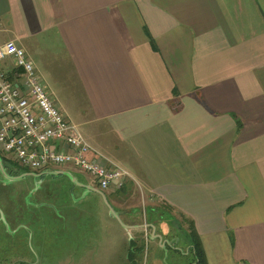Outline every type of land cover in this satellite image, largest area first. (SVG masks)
Instances as JSON below:
<instances>
[{
    "label": "crops",
    "instance_id": "1",
    "mask_svg": "<svg viewBox=\"0 0 264 264\" xmlns=\"http://www.w3.org/2000/svg\"><path fill=\"white\" fill-rule=\"evenodd\" d=\"M7 41L162 239L168 210L207 264H264V0H0Z\"/></svg>",
    "mask_w": 264,
    "mask_h": 264
},
{
    "label": "rangeland",
    "instance_id": "2",
    "mask_svg": "<svg viewBox=\"0 0 264 264\" xmlns=\"http://www.w3.org/2000/svg\"><path fill=\"white\" fill-rule=\"evenodd\" d=\"M9 64L13 66V62ZM1 154L6 159H15L12 154ZM58 168L69 171L71 177L48 176L45 188L37 184L41 182L39 177L24 173L25 176L12 179L7 174L0 175V264H131L127 259L130 239L145 243L139 264L191 262L187 251L189 240L182 229L187 220L180 215H177L178 228L165 210L163 222L173 231L164 234L166 244L162 247L157 238H151L149 229L136 228L141 230L135 233L124 229L109 215L102 198L88 189H81L78 182L90 187L96 184L89 174L74 168ZM36 187L38 189L33 191ZM108 197L114 200L112 207L122 212L124 224L147 223V203L140 194L133 199L126 194H120L118 199ZM26 200L34 203L25 204ZM62 204H67L66 208L60 207ZM131 205L136 208L133 221ZM7 208L10 209L8 213ZM12 214H23L20 215L23 221L13 219ZM182 248L185 250L181 251Z\"/></svg>",
    "mask_w": 264,
    "mask_h": 264
},
{
    "label": "built area",
    "instance_id": "3",
    "mask_svg": "<svg viewBox=\"0 0 264 264\" xmlns=\"http://www.w3.org/2000/svg\"><path fill=\"white\" fill-rule=\"evenodd\" d=\"M21 69L0 71V151L34 171L71 167L89 174L101 190L121 189L131 173L93 147L65 118L13 41L0 45V61ZM8 154V155H9ZM147 231V227L143 228Z\"/></svg>",
    "mask_w": 264,
    "mask_h": 264
},
{
    "label": "trees",
    "instance_id": "4",
    "mask_svg": "<svg viewBox=\"0 0 264 264\" xmlns=\"http://www.w3.org/2000/svg\"><path fill=\"white\" fill-rule=\"evenodd\" d=\"M20 71H21V69H19L18 67H15L12 70V72L10 73V75H12L15 72H20ZM1 158L3 161L4 160L8 161V162L12 161L10 159H6L4 156H1ZM124 186L121 189L106 193L105 194L106 198L110 201L112 199H110L108 196H114L113 198H115V196H118L120 194L124 195L123 194V193H125V190H124L125 187ZM113 208L115 210H117L115 207H113ZM187 222H188V224L186 226V230H187V234H188V238H189V245L187 246V248H188L187 251L192 257L191 262L189 264H207L206 260H205V254H204L203 247H202L201 242L197 236V233L195 232L193 223H192V221H189V220ZM144 247H145L144 241H143V243L139 244L136 241H134L133 239H130L129 245L127 248V259L131 264H139L140 263V259H141L142 253L144 251Z\"/></svg>",
    "mask_w": 264,
    "mask_h": 264
},
{
    "label": "flooded vegetation",
    "instance_id": "5",
    "mask_svg": "<svg viewBox=\"0 0 264 264\" xmlns=\"http://www.w3.org/2000/svg\"><path fill=\"white\" fill-rule=\"evenodd\" d=\"M1 156H3L2 154H1V152H0V161H1V165H2V169H1V167H0V175H9V176H11L12 177V179H15V178H18V176L19 175H24L25 176V174L24 173H28V174H26V176L27 175H30V176H35V177H39L40 178V181L41 182H38L37 184H43L44 185V188H45V186H46V183H47V181H45L47 178H48V176L49 177H58V176H60V175H64V177H66V176H69V177H71V174L69 173V171H67L66 169H57V168H55V169H47V170H42V171H34V170H30V169H27V168H23V167H21L18 163H16L15 161H11V162H8V161H3L2 160V158H1ZM68 168H71V167H68ZM20 170H24L25 172H21ZM59 171H62V172H64V173H66V174H59V173H56V172H59ZM41 172H44L42 175H40V176H38L37 174L38 173H41ZM23 177V176H22ZM79 183V182H78ZM80 184V183H79ZM71 186H73V185H71ZM38 188H39V186H37ZM34 188L33 189V191H35V190H37L38 188ZM92 188H94V189H97V190H99V191H102L104 194H106L107 193V190H101V189H99L98 187H97V185L96 184H94V186H91ZM80 188L81 189H85L84 187H81L80 186ZM54 189H56V187L54 188ZM93 192V191H92ZM94 194H97V196H99L100 198H102L101 197V195L99 194V193H97V192H94ZM29 200V199H28ZM108 200V199H107ZM109 201V200H108ZM111 201V200H110ZM109 201V202H110ZM29 202L30 203H34V202H32V201H27L26 200V203L25 204H29ZM111 203V205H112V202H110ZM65 206H67V204H62L60 207H62V208H66ZM114 207V206H113ZM10 211V209L9 208H7V213ZM15 213V212H14ZM20 215H23V214H18V215H13L12 214V216H13V219H16L17 221L19 220V221H23V219L20 217ZM19 216V217H18ZM7 218V217H6ZM34 220V219H33ZM176 246V245H175Z\"/></svg>",
    "mask_w": 264,
    "mask_h": 264
},
{
    "label": "water",
    "instance_id": "6",
    "mask_svg": "<svg viewBox=\"0 0 264 264\" xmlns=\"http://www.w3.org/2000/svg\"><path fill=\"white\" fill-rule=\"evenodd\" d=\"M0 167L2 169V165H1V161H0ZM45 171V170H44ZM44 172H41V173H38L37 175L40 176L42 175ZM56 173H59V174H66L62 171H59V172H56ZM27 174V173H25ZM79 186L81 187H84L85 189H88L90 191H93V192H97L101 195L102 199H103V202L105 203L106 207L109 209V215L111 217H114L115 219H117L119 221V223L123 226L124 229H133V228H144V227H150L151 228V238H157L159 240V243L162 245V246H165L166 244V241H163L162 242V236L160 234H157L156 231H155V226L154 224H141V225H127V224H124L122 221H121V214L122 212L121 211H118V210H115L111 203L107 200L105 194L102 192V191H99L97 189H94L90 186H86V185H83V184H79L77 183ZM130 234V233H129Z\"/></svg>",
    "mask_w": 264,
    "mask_h": 264
}]
</instances>
